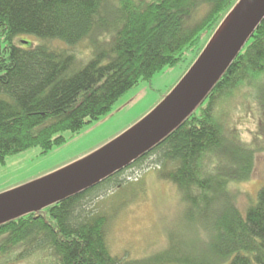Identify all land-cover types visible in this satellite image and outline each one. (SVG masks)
Masks as SVG:
<instances>
[{"label": "trees", "instance_id": "16d2710c", "mask_svg": "<svg viewBox=\"0 0 264 264\" xmlns=\"http://www.w3.org/2000/svg\"><path fill=\"white\" fill-rule=\"evenodd\" d=\"M239 1L0 0V160L32 147L48 152L65 132L106 115L141 80L186 54L187 73ZM86 39L94 49L82 65ZM263 77L264 19L203 103L160 143L97 185L1 224L0 264L32 262L37 254L43 264H264V185L245 214L229 188L251 177L255 151L232 141L218 114ZM233 144L248 155L237 170L221 155ZM152 157L205 245L173 235L160 253L127 260L109 244L114 215L85 205Z\"/></svg>", "mask_w": 264, "mask_h": 264}, {"label": "rangeland", "instance_id": "374dc122", "mask_svg": "<svg viewBox=\"0 0 264 264\" xmlns=\"http://www.w3.org/2000/svg\"><path fill=\"white\" fill-rule=\"evenodd\" d=\"M27 37L30 40L36 38ZM97 39L101 43L104 41L101 36ZM88 41L86 39L79 46L82 49L79 63L82 65L89 60L94 49L93 40L90 47ZM186 58H189L187 54ZM187 59L175 66H166L151 80H141L115 103L110 112L77 133L65 132L66 140L48 152L32 147L0 160V194L55 174L131 130L151 114L184 78ZM218 114L229 138L255 151L251 177L246 181L229 183L238 207L245 214L264 185V77L254 86L236 93L230 104L222 105ZM221 155L232 170H237L239 163L244 164L248 160V155L234 144ZM157 167L159 163L156 157H152L125 170L116 183L99 188L85 205L86 210L97 211L100 204L108 215H114L109 244L115 254L127 260H141L160 253L169 246L173 235L182 244L194 245L191 239L196 238V246L205 245V239L194 235L195 229L186 219L185 206L177 187L159 176ZM114 211L118 213L114 214ZM43 255H35L32 262L13 264H43L47 262Z\"/></svg>", "mask_w": 264, "mask_h": 264}, {"label": "water", "instance_id": "95a60500", "mask_svg": "<svg viewBox=\"0 0 264 264\" xmlns=\"http://www.w3.org/2000/svg\"><path fill=\"white\" fill-rule=\"evenodd\" d=\"M263 19L264 0H240L180 83L135 127L55 174L1 193L0 225L97 185L160 143L203 103Z\"/></svg>", "mask_w": 264, "mask_h": 264}]
</instances>
